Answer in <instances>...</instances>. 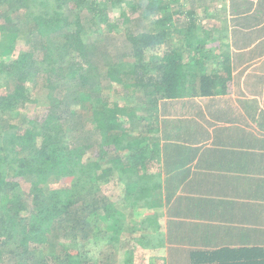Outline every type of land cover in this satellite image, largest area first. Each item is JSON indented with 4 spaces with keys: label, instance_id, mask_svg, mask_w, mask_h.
I'll return each mask as SVG.
<instances>
[{
    "label": "trees",
    "instance_id": "1",
    "mask_svg": "<svg viewBox=\"0 0 264 264\" xmlns=\"http://www.w3.org/2000/svg\"><path fill=\"white\" fill-rule=\"evenodd\" d=\"M201 2L195 11L176 6L179 0H0V88L6 91L0 117L11 123L0 137L1 264H93L97 250L119 248L125 224L119 198L133 211L147 203L144 229L157 222L156 190L141 174L154 167L151 156L160 151L154 140L164 132L160 105L226 92L218 72L192 79L210 63L203 38L214 21L205 12L222 0ZM138 15H154L153 29L130 33L124 62L104 60L102 71L98 41L88 46L86 31L118 33L116 16L124 25ZM177 34L185 52L173 46ZM104 84L119 87L114 100L104 97ZM19 180L36 192L27 194ZM130 241L124 264H136L138 252L158 251L163 242L151 236L138 238L139 245ZM203 258L197 255L195 264H207Z\"/></svg>",
    "mask_w": 264,
    "mask_h": 264
},
{
    "label": "crops",
    "instance_id": "2",
    "mask_svg": "<svg viewBox=\"0 0 264 264\" xmlns=\"http://www.w3.org/2000/svg\"><path fill=\"white\" fill-rule=\"evenodd\" d=\"M207 9L214 23L205 36L209 27L218 29L208 43L203 38L211 67H198L192 79L218 72L226 92L160 105L164 132L154 138L160 151L141 176L149 175L156 190L158 223L149 229L159 230L163 242L158 251L139 252L141 263L195 264L197 255L207 264L264 260V0H222ZM221 15L227 20L219 21ZM144 204L140 214L148 224Z\"/></svg>",
    "mask_w": 264,
    "mask_h": 264
},
{
    "label": "rangeland",
    "instance_id": "3",
    "mask_svg": "<svg viewBox=\"0 0 264 264\" xmlns=\"http://www.w3.org/2000/svg\"><path fill=\"white\" fill-rule=\"evenodd\" d=\"M203 1H204V3L207 2V0H203ZM200 2H201V0H179V3L176 6H182L183 5L187 10H189L190 8L196 9V7L198 6V4ZM173 6H175V5H173ZM213 8H216V5H214ZM114 16H115V14L112 17H114ZM140 16L138 15V16L134 17V19H136L134 23L129 22V23L124 24V25L119 22V19L116 16L114 18L115 19L114 22H117L121 25L120 32H118V33L114 32V31L109 32V31L103 30L102 28H101L100 33L97 32L96 28H93L92 30L86 31L85 38L87 40L88 46H90L94 43H97V41H98L96 53H98V55H99V57H98V59H100L99 65H100L102 71L107 70V66H108V62H109V61H107L105 63L104 60L106 61L107 59H109V60H112V62H124V60H125V59H123L124 55L128 54L130 52L131 45L128 42V39L130 38L129 37L130 33H131V35H138L139 33H145V32L147 33L148 31L153 29V26L151 23V21H152L151 17H153L154 15L151 16L150 19H145L144 17H140ZM200 21L204 22V21H206V19L205 20L200 19ZM185 25H187V24L185 23ZM208 30H209L208 32L210 35V37H208V38L213 37L214 34L217 33V31H218V29H216V32H215L214 27H209ZM118 31H119V29H118ZM176 37H177L176 41L175 42L173 41V46L176 48V50L185 52V50L182 47L183 42H181V40H180L182 38L183 41H185L183 38V35L177 34ZM22 38H23L22 41L17 40V42L19 41L18 42V45H19L18 48H21L22 46H24V44H23L24 37H22ZM102 52H104V53H102ZM108 55L111 57V59L109 57H107ZM128 60L129 59H127L126 61H128ZM210 67L211 66H206V71L209 72ZM5 84L7 85L8 83L4 81V85ZM107 86L108 85H105V84L103 85L104 97L111 98V100H114L115 99V98H113L115 95L114 93H116V91L119 90V87H117V89H116V86H114V87L108 86L109 88ZM4 94H6V91L4 89L0 88V96L4 95ZM37 98L39 100L38 101V103H39L41 100V95L38 94ZM146 101L152 102L153 99L149 98V99H146ZM44 102H46V101H44ZM168 102H171V100H169ZM43 107H45V106H43ZM169 110H170L169 112L173 114V111H171L173 109L170 108ZM29 112H27L26 114L28 115ZM163 112H164V110H162L161 113H163ZM85 114L87 115V111H85ZM31 116H33V114ZM10 124H11L10 119H8L7 117H4V118L0 117V137H4L5 134H3V133L7 132L10 129L9 128ZM19 181H20V186L22 187V189L27 194L36 192L37 189H35V187H32L31 184H29L25 181H21V180H19ZM64 185L67 186V183L66 184L64 183ZM44 186H46V185H44ZM116 193L118 195L119 191L117 190ZM138 198L140 199V197H138ZM119 199L120 200H117V209L119 210V212L121 214H125V220H124L125 224L123 225L124 228L120 234L121 241H119V243H120L119 248H118L119 250L114 249L113 251H109V252H106L105 250L101 251V249L97 250V252L94 254V256L99 257V260L93 262V264H124L126 261L125 260V258H126L125 248L126 247H124V246L127 245L128 240H131L130 244L132 242L133 244L139 245L137 242L138 238H140L141 236H145V235L147 236V234L153 235V236H151L152 238H157V237L162 238V235L160 233H157L155 230L144 229V227H143L144 223L142 222V218H141V214H140L141 210L145 208L144 207L145 204L143 201H140V203H138L135 206L134 211H133L131 208L127 209L125 207V204H124V201L122 198H119ZM139 199H138V201H139ZM133 202L135 203L136 200H134ZM6 204H8V202H6ZM146 231H149V232H146ZM42 250H44V249H42ZM48 250L53 251V254L58 252V250H55L52 248H48ZM115 250H117V251L115 252ZM130 250H132V247H130L128 249V251H130ZM161 251H162V248H161ZM141 257H142V255L138 252V254L136 255L137 259L134 262L139 260L136 262V264H145V263H141ZM108 258H109V260H107ZM110 258H112V260ZM100 259H101V261H100ZM155 264H163V260H158V261H156Z\"/></svg>",
    "mask_w": 264,
    "mask_h": 264
}]
</instances>
